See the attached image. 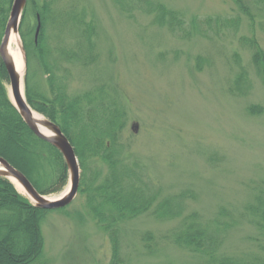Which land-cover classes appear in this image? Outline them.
<instances>
[{
    "label": "rangeland",
    "instance_id": "rangeland-1",
    "mask_svg": "<svg viewBox=\"0 0 264 264\" xmlns=\"http://www.w3.org/2000/svg\"><path fill=\"white\" fill-rule=\"evenodd\" d=\"M161 1L189 19L240 13L234 0ZM247 2L255 5L256 0ZM62 5L56 4L54 11ZM64 6L87 14V21L94 19L92 58L86 65L67 64L70 95L84 96L102 88L112 99L118 98L129 118L127 138L134 140V151L151 178L166 193L192 189L196 194L189 198L187 211L209 217L224 206L238 215L264 177V111L253 114L249 109L251 105L264 108V78L252 64L249 49L229 34L216 36L212 31L210 40L179 39L153 25L151 17L124 15L114 0H66ZM256 20L250 27L244 17L240 34L256 36L264 49V16ZM56 30L53 45L58 41ZM20 38L24 46L21 33ZM62 42L71 49L77 38L66 29ZM234 53L241 57L252 82L243 96L229 92L238 72ZM198 65L203 69L198 70ZM27 73L28 62L25 80ZM39 75L45 83L46 77ZM4 83L9 89V81ZM67 189L48 195L58 197ZM176 223L149 215L125 222L128 264H206L162 237L156 238L155 252L144 247L143 231H165ZM42 231L44 254L37 264H109L112 258L106 230L89 214L79 192L70 205L47 213ZM229 232L223 251L232 253L248 248L247 238L256 229L244 224Z\"/></svg>",
    "mask_w": 264,
    "mask_h": 264
},
{
    "label": "trees",
    "instance_id": "trees-1",
    "mask_svg": "<svg viewBox=\"0 0 264 264\" xmlns=\"http://www.w3.org/2000/svg\"><path fill=\"white\" fill-rule=\"evenodd\" d=\"M13 1L0 0V44ZM64 1H27L20 25L28 62L26 97L35 111L60 126L75 148L82 171L79 193L85 198L89 214L106 230L112 248L109 264H128L123 244L124 225L144 215L157 221L177 222L159 233L148 230L140 234L142 244L151 253L159 244L156 238L162 237L163 242L193 253L206 264H264V177L253 187L251 198L238 215L224 206L209 217L187 211L189 198L196 196L192 189L166 193L147 173L146 164L134 151V140L127 138L129 118L119 99H112L102 88L84 96L68 92L67 64L86 65L90 61L95 35L94 19L87 21V14L70 11ZM114 1L124 15L151 17L153 25L166 28L182 40L196 36L210 40L211 31L216 36H233L249 49L252 64L264 78V49L256 36L240 34L244 17L253 27L257 16H264V0H256L255 5L247 0H234L240 10L238 15L207 16L203 20L189 19L161 0ZM60 2L63 5L58 6L59 11L55 10L57 14L54 6ZM38 15L42 26L36 42ZM55 28L59 36L53 45ZM66 29L77 38L71 49L62 42ZM197 61H201L200 56ZM233 64L238 72L229 92L246 95L252 82L237 53L233 54ZM197 68L203 69L199 65ZM39 73L46 77L45 83ZM35 78L39 79L37 83ZM5 81L8 74L0 57V157L23 172L40 193H58L69 180L64 156L27 125L10 101ZM249 109L253 114L264 111L262 105H251ZM50 211L33 205L9 179L0 176V264L40 262L44 254L42 225ZM244 224L256 229V234L247 238L250 246L238 252L223 251L229 231Z\"/></svg>",
    "mask_w": 264,
    "mask_h": 264
},
{
    "label": "water",
    "instance_id": "water-1",
    "mask_svg": "<svg viewBox=\"0 0 264 264\" xmlns=\"http://www.w3.org/2000/svg\"><path fill=\"white\" fill-rule=\"evenodd\" d=\"M27 5V0H14L10 16L6 25L4 36L0 44V57L6 67L10 90L9 97L14 104V106L19 111L20 115L27 123V125L33 130V132L41 139L46 140L55 146L63 154L66 161L68 172H69V187L60 196L53 197L48 194L40 193L32 184V182L27 178V176L10 164L6 159L0 157V176L9 179L15 184V181L23 188L22 192L33 205L36 207L46 209V210H56L64 208L70 205L79 192L80 182H81V167L79 158L76 154L73 144L70 142L68 137L64 134L60 126L54 123L46 116L38 113L39 116H35L33 111H35L27 101L24 89V95H22V79L20 74L16 69V65L11 58L9 53V45L12 34L17 33L20 35V25L22 22V17L24 10ZM41 31V21L38 15V26L35 33L36 42L38 41ZM23 47V52L25 56V72L27 70L26 52ZM24 72V76H25ZM25 79L23 78V84ZM18 188V187H17ZM19 190V189H18ZM20 191V190H19ZM21 192V191H20Z\"/></svg>",
    "mask_w": 264,
    "mask_h": 264
},
{
    "label": "bare ground",
    "instance_id": "bare-ground-1",
    "mask_svg": "<svg viewBox=\"0 0 264 264\" xmlns=\"http://www.w3.org/2000/svg\"><path fill=\"white\" fill-rule=\"evenodd\" d=\"M9 53L11 55V58L13 59L16 69L18 73L20 74V77L22 79V95H24V86H23V78H24V72H25V56L23 52V47H22V41L20 38V35L17 33L12 34V37L10 39V45H9ZM34 115L37 117L39 116L36 111H33ZM18 189L21 192L23 191V188L15 181Z\"/></svg>",
    "mask_w": 264,
    "mask_h": 264
}]
</instances>
